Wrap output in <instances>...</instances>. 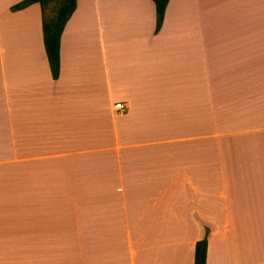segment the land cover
I'll use <instances>...</instances> for the list:
<instances>
[{
    "label": "crops",
    "instance_id": "obj_1",
    "mask_svg": "<svg viewBox=\"0 0 264 264\" xmlns=\"http://www.w3.org/2000/svg\"><path fill=\"white\" fill-rule=\"evenodd\" d=\"M0 0V264H264V0ZM120 17V18H118ZM122 103L123 111L113 108Z\"/></svg>",
    "mask_w": 264,
    "mask_h": 264
},
{
    "label": "trees",
    "instance_id": "obj_2",
    "mask_svg": "<svg viewBox=\"0 0 264 264\" xmlns=\"http://www.w3.org/2000/svg\"><path fill=\"white\" fill-rule=\"evenodd\" d=\"M52 0H21L12 6L9 10H18L31 3H37L40 7L41 37L42 45L47 60L51 78L56 79L58 75V49L59 37L63 26L75 7V0H57L56 7L52 14L47 13L48 5ZM154 7L156 32L163 18V12L167 0H150ZM205 238L196 241L193 249V264H205Z\"/></svg>",
    "mask_w": 264,
    "mask_h": 264
},
{
    "label": "rangeland",
    "instance_id": "obj_3",
    "mask_svg": "<svg viewBox=\"0 0 264 264\" xmlns=\"http://www.w3.org/2000/svg\"><path fill=\"white\" fill-rule=\"evenodd\" d=\"M56 4H57V0H52L49 5H48V9H47V13L50 15L52 14L54 8L56 7ZM120 18V17H118Z\"/></svg>",
    "mask_w": 264,
    "mask_h": 264
},
{
    "label": "built area",
    "instance_id": "obj_4",
    "mask_svg": "<svg viewBox=\"0 0 264 264\" xmlns=\"http://www.w3.org/2000/svg\"><path fill=\"white\" fill-rule=\"evenodd\" d=\"M113 108H114L116 111H119V112H122V111H123V105H122V103H114V104H113Z\"/></svg>",
    "mask_w": 264,
    "mask_h": 264
}]
</instances>
